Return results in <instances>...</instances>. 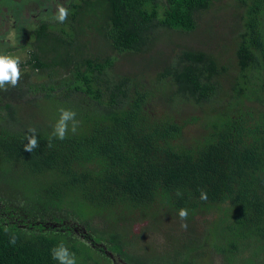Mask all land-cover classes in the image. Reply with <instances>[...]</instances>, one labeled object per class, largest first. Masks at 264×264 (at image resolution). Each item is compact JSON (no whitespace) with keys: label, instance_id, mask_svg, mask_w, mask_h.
I'll list each match as a JSON object with an SVG mask.
<instances>
[{"label":"trees","instance_id":"obj_1","mask_svg":"<svg viewBox=\"0 0 264 264\" xmlns=\"http://www.w3.org/2000/svg\"><path fill=\"white\" fill-rule=\"evenodd\" d=\"M218 1L70 0L63 22L53 9L15 32L0 53H26L17 86L0 89V264H58L50 249L61 242L77 264L112 263L50 225L64 221L127 264H264V0L226 2L240 12L233 75L215 56L183 48L157 61L147 88L113 72L108 53L140 54L159 29L197 30ZM186 103L204 107L202 116L179 118ZM61 107L79 125L49 146L54 123L44 119L57 120ZM190 125L199 129L187 139ZM29 129L39 144L31 152ZM174 221L178 237L164 227ZM139 223L172 240L165 261L134 250Z\"/></svg>","mask_w":264,"mask_h":264},{"label":"rangeland","instance_id":"obj_2","mask_svg":"<svg viewBox=\"0 0 264 264\" xmlns=\"http://www.w3.org/2000/svg\"><path fill=\"white\" fill-rule=\"evenodd\" d=\"M228 1L230 3L232 2L230 0L216 2L214 8L210 10L206 18L199 20L197 30L185 33L181 31L159 29L154 36L152 45L140 54H118L117 52L109 51L110 57L114 59L113 72L128 75L136 83L150 88L152 82L155 81L156 68H158L157 61H162L164 59H166V61L171 60L181 49L190 48L202 50L215 56L222 66L230 68L228 71L229 74H235L237 67L234 54L238 41L237 30L240 25L238 14L240 12L235 8H231V6H227L226 2ZM6 28L7 27H3V30ZM12 56L19 57L20 61H24L26 53L19 52ZM229 74L223 75L222 78L224 90L229 87ZM221 98L222 100H226L225 95H222ZM159 104V107L152 109L153 114L158 117L165 114L167 110V106H165L164 103L161 102ZM173 105L174 104H172V106ZM181 108H183V111L181 110L178 116L183 121L193 116H202L204 111V107L194 106L193 103H186L182 105ZM38 109L39 111L41 110L40 108ZM42 110L45 111L43 107ZM30 116L31 115L27 111H22L20 113L22 123L26 124ZM44 121L55 123L56 119L54 114L48 113ZM198 129V125H190L186 135L187 139L196 136ZM169 222L172 221L169 220ZM173 223L174 224H171L173 229H170V223L164 224V227L165 230L171 231L175 236L177 228H174L173 225H176L178 221H174ZM165 230L163 232L153 231L149 224L148 226H144L143 223L136 224L134 233L137 234L141 232L143 238L134 243V245H136V247H133L134 250L137 252L139 251V253H145L146 257L156 258V261H165L162 259L169 257L168 254H166L168 253L166 249L169 247L170 241H172L166 237V233H164ZM178 233L179 230H177V237ZM211 264H221V259L215 257L214 262Z\"/></svg>","mask_w":264,"mask_h":264},{"label":"flooded vegetation","instance_id":"obj_3","mask_svg":"<svg viewBox=\"0 0 264 264\" xmlns=\"http://www.w3.org/2000/svg\"><path fill=\"white\" fill-rule=\"evenodd\" d=\"M69 1L70 0H0V53L3 50L5 51V46L8 43L15 40V32L22 33L26 31L28 25L40 20V16L46 15L48 11H53V9L60 10V8H66ZM3 27L7 28L3 30ZM19 52V50L14 49L5 54L14 55ZM50 225L52 228L59 229L63 233H72L78 237L79 240L86 241L89 245H92L90 244L92 236L85 232V227L83 225L75 221L55 222ZM95 248L98 247L95 246ZM103 252L107 254L112 262L111 264H127L122 258L112 254L110 251L106 250Z\"/></svg>","mask_w":264,"mask_h":264},{"label":"clouds","instance_id":"obj_4","mask_svg":"<svg viewBox=\"0 0 264 264\" xmlns=\"http://www.w3.org/2000/svg\"><path fill=\"white\" fill-rule=\"evenodd\" d=\"M67 15V10L60 8L57 19L63 22L67 18ZM19 65V57H15L10 54H0V89L6 90V85H10L12 87L17 86L21 76ZM58 112L59 117L52 126L49 146L52 138L64 140L67 138L69 130L74 134L79 125V121L76 119L77 114L75 111L61 107L58 109ZM35 131V129H29V132L32 134L26 136L28 143L24 145V150L27 152H31L39 146ZM177 195L179 196L181 193L177 191ZM200 199H207V194L203 190H200ZM178 217L181 221H186L188 217L187 209H179ZM180 226L185 229L187 228L186 223H182ZM10 242L15 243V238L13 237ZM50 254L52 259L56 260L58 264H77L75 254L71 253L63 242L50 249Z\"/></svg>","mask_w":264,"mask_h":264},{"label":"water","instance_id":"obj_5","mask_svg":"<svg viewBox=\"0 0 264 264\" xmlns=\"http://www.w3.org/2000/svg\"><path fill=\"white\" fill-rule=\"evenodd\" d=\"M85 232H87V230L85 229ZM91 241H93V240H91ZM91 241H90V244H91ZM92 248H95V246H97L98 248H102V250L103 251H106L107 249H106V247L103 245V244H97V245H94V244H92V245H90ZM111 257H112V254H111ZM124 264V263H123Z\"/></svg>","mask_w":264,"mask_h":264}]
</instances>
